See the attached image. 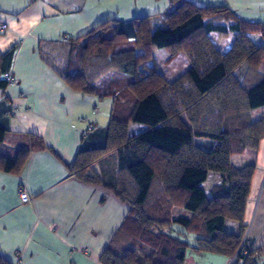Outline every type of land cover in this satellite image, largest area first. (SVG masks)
Here are the masks:
<instances>
[{
  "label": "trees",
  "instance_id": "16d2710c",
  "mask_svg": "<svg viewBox=\"0 0 264 264\" xmlns=\"http://www.w3.org/2000/svg\"><path fill=\"white\" fill-rule=\"evenodd\" d=\"M255 27L235 21L226 8L170 0L163 14L107 21L66 42H40L39 59L59 80L82 95L113 99L104 146L79 152L69 168L79 181L109 191L130 208L100 264H183L189 250L235 258L234 264L259 263L264 246L237 255L255 167L232 163L264 138V115L253 119L264 108V47L254 52L248 36ZM210 34L232 35L230 49L219 51ZM154 50L170 58L184 53L189 69L168 81L146 63ZM16 51L13 46L0 54V95L9 87L3 75ZM243 61L249 69L239 79L234 70ZM132 125L146 131L135 135ZM28 139L27 148L14 147L0 126V171L17 173L31 151L45 149L36 136ZM112 152L118 171L105 182L89 169ZM211 173L221 183L207 196L201 186ZM175 210L189 216L173 215ZM230 223L236 224L233 232ZM189 235L192 246L185 241ZM0 264L11 263L0 258Z\"/></svg>",
  "mask_w": 264,
  "mask_h": 264
},
{
  "label": "crops",
  "instance_id": "0c3cea01",
  "mask_svg": "<svg viewBox=\"0 0 264 264\" xmlns=\"http://www.w3.org/2000/svg\"><path fill=\"white\" fill-rule=\"evenodd\" d=\"M186 1L198 7L226 8L235 21L256 26L248 36L255 45L254 52L262 48L263 0ZM169 2L0 0V54L17 46L10 69L14 83L0 95V126L9 132L14 147L23 144L27 148L28 136L33 135L45 148L31 151L17 173L0 171V258L11 264H100L102 252L130 208L109 191L79 181L69 168L79 152L104 146L113 99L72 90L40 61L38 46L63 37L76 39L107 21L128 22L163 14ZM261 59L260 73L264 76V52ZM248 69L243 61L234 75L242 79ZM7 112L13 114L8 117ZM263 115L264 108L253 112V119ZM130 128L137 130L135 135L146 131L141 126ZM248 150L252 157L248 162L240 160V166L253 164L255 171L243 225L247 247L256 250L264 246V138L255 150L247 149L236 157H243ZM117 171L115 152L89 169L105 182L114 181ZM21 186L30 197L28 204H22L17 195ZM176 230L184 239L182 231ZM229 230L236 228L230 226ZM194 258L204 260L203 264L235 262V258L189 250L184 263ZM191 260L189 264H194ZM258 264H264V255Z\"/></svg>",
  "mask_w": 264,
  "mask_h": 264
},
{
  "label": "rangeland",
  "instance_id": "374dc122",
  "mask_svg": "<svg viewBox=\"0 0 264 264\" xmlns=\"http://www.w3.org/2000/svg\"><path fill=\"white\" fill-rule=\"evenodd\" d=\"M210 39L219 51L226 52L232 44L233 36L229 34L227 36L221 37V36H218L217 34H210ZM168 56L169 55L164 50H154L152 53V59L146 63L149 66L154 65L157 68V71L162 76H164L168 81H174L175 79H177L180 75H182L185 71H187L189 69V62H188V59L184 53H181V54L175 56L174 58H170ZM254 115H256V114H254ZM253 118H256V116H254ZM132 131L134 133L137 132L136 129H133ZM251 157H252L251 150H248L247 153L243 157L233 156L232 157V163L235 166H240L241 161L248 162V161H250ZM98 168L100 169L99 165H98ZM220 183H221V181H220L219 176L217 174L211 173L207 177V180L205 181V183L202 184L201 188L203 189L205 194L208 196L210 189L213 186H216ZM176 213H178V212H174L173 215H175ZM182 214L184 217L189 216L188 213L185 211H183ZM230 224L231 225H228L227 230L230 229V226H234L236 228V224H233V223H230ZM193 240H194V237L191 235H189V236H187V238H185V241L191 246L193 245V242H194ZM246 242H247V238H246V235L244 233L242 241H241V245L239 246V248L237 250V255H245L246 254V251H247ZM190 260L187 259L184 264H189ZM191 261H193L194 264H203V262L205 263L204 260L200 261V259H198V258H194Z\"/></svg>",
  "mask_w": 264,
  "mask_h": 264
},
{
  "label": "built area",
  "instance_id": "2783aa9c",
  "mask_svg": "<svg viewBox=\"0 0 264 264\" xmlns=\"http://www.w3.org/2000/svg\"><path fill=\"white\" fill-rule=\"evenodd\" d=\"M263 4H264V0H263ZM263 11H264V7H263ZM63 42H66L67 41V37H63L61 39ZM263 47H264V41H263ZM3 79L5 82H7L8 86H12L13 83H14V78H13V75L11 74V72H8L6 74L3 75ZM13 114V112H12ZM11 114V115H12ZM83 136H85V134H83ZM17 195L21 201L22 204H28L30 202V197L29 195L27 194L25 188L23 186L19 187L18 190H17Z\"/></svg>",
  "mask_w": 264,
  "mask_h": 264
}]
</instances>
